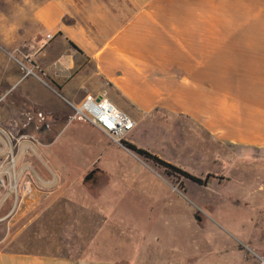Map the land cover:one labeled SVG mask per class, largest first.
Segmentation results:
<instances>
[{
    "label": "crops",
    "instance_id": "1",
    "mask_svg": "<svg viewBox=\"0 0 264 264\" xmlns=\"http://www.w3.org/2000/svg\"><path fill=\"white\" fill-rule=\"evenodd\" d=\"M33 1L25 0L34 4V26L22 33L20 52L34 74L7 69L6 76L20 73L8 81L20 91L7 111L0 110V127H32L54 169L34 172L38 190L24 205L11 210L10 198L3 205L11 214L0 221V264H128L91 254L80 227L54 224L53 217L43 223L37 213L60 202L85 214V198L94 193L85 194V182L83 188H63V182L85 181L91 172L119 178L123 152H132L76 117L73 106L107 97L134 120L124 141L137 148L162 123L188 118L214 139L264 150V0ZM25 12L20 8L19 20ZM39 157L35 163H44ZM100 194L114 196L113 203L96 202L100 211L120 206L122 190ZM29 209L37 211L34 217L19 221ZM43 235L49 239L45 249ZM23 240L33 247L24 248ZM157 253L131 261L170 263ZM173 264L181 263L177 258ZM205 264L249 263L237 251Z\"/></svg>",
    "mask_w": 264,
    "mask_h": 264
},
{
    "label": "rangeland",
    "instance_id": "2",
    "mask_svg": "<svg viewBox=\"0 0 264 264\" xmlns=\"http://www.w3.org/2000/svg\"><path fill=\"white\" fill-rule=\"evenodd\" d=\"M33 7V3L25 0H0V96L8 90L4 101L3 98L0 101L2 111L8 110L6 106L15 101L20 91L18 84L9 87L8 83L20 73L6 76L7 69L26 74V69H30L20 47L22 33L34 26ZM20 8L25 9L26 19H18ZM168 121L160 125L161 130L149 132L144 145L139 147L194 176L204 178L211 174L206 184L169 174L152 161L123 150L126 159L119 178L106 171L104 175L96 173L92 181L70 179L61 185L83 188L85 182V194L94 193L85 198V214L76 210L74 204L69 209L59 202L54 210L44 207L36 211L42 214L43 223L49 222L50 217L54 218V224L72 222L85 235L86 251L105 258L118 257L128 264H135L131 261L135 255L145 257L147 252L160 255L163 252L167 256L163 261L169 264L177 258L181 264H205L214 258L236 256L237 251L243 253L249 264H264L263 148L214 139L188 118ZM0 129L13 143L22 135L34 138L29 150L13 146L17 170L54 169L42 156L41 142L32 127L19 131ZM140 133L139 129L134 131L136 135ZM0 137L5 139L3 134ZM1 143L0 139V148ZM37 155L44 163H35ZM53 163L58 166L55 158ZM113 189L122 190L120 206L116 210L97 209L96 202L113 203V193L100 194ZM64 199L61 202L65 203ZM49 202L51 197L44 205L48 206ZM36 212L29 209L20 215L19 221L32 219ZM4 213L5 206L0 210L1 215ZM3 225L0 236L4 233ZM64 229L57 228L61 232ZM84 235L76 238L84 239ZM47 241L48 236L43 235L42 248H48ZM33 245L26 240L22 242L24 248Z\"/></svg>",
    "mask_w": 264,
    "mask_h": 264
},
{
    "label": "built area",
    "instance_id": "3",
    "mask_svg": "<svg viewBox=\"0 0 264 264\" xmlns=\"http://www.w3.org/2000/svg\"><path fill=\"white\" fill-rule=\"evenodd\" d=\"M49 39L50 36L48 35ZM27 74H34L33 69H26ZM75 116L86 121L103 131L112 141L122 145L125 136L134 129V120L116 108L107 97L87 98L80 105L73 106ZM0 134L5 136L0 148V207L7 199L11 200V210L16 206L24 205L38 190L37 179L34 171L29 168L17 170V156L14 147L20 145L24 150L31 149L33 137L20 136L13 143V139L2 129ZM125 147V146H124ZM11 210L0 221L11 214Z\"/></svg>",
    "mask_w": 264,
    "mask_h": 264
},
{
    "label": "trees",
    "instance_id": "4",
    "mask_svg": "<svg viewBox=\"0 0 264 264\" xmlns=\"http://www.w3.org/2000/svg\"><path fill=\"white\" fill-rule=\"evenodd\" d=\"M122 144L129 149L130 151L136 153L137 155H139L140 157H143L147 160L152 161L153 163L159 165L160 167H162L167 173L172 174V175H180L183 177H186L188 179H191L192 181L199 183V184H206L209 179L212 177L211 174H207L204 178H200L197 176H194L190 173H188L185 170H182L168 162L163 161L162 159L158 158L156 155L151 154L150 152H148L145 149L142 148H137L136 146H134L133 144L126 142L124 140H122Z\"/></svg>",
    "mask_w": 264,
    "mask_h": 264
},
{
    "label": "flooded vegetation",
    "instance_id": "5",
    "mask_svg": "<svg viewBox=\"0 0 264 264\" xmlns=\"http://www.w3.org/2000/svg\"><path fill=\"white\" fill-rule=\"evenodd\" d=\"M92 176H91V178L89 179V181H92L93 179H94V177H95V172H91L90 173ZM89 175V174H88ZM86 180V179H85Z\"/></svg>",
    "mask_w": 264,
    "mask_h": 264
},
{
    "label": "water",
    "instance_id": "6",
    "mask_svg": "<svg viewBox=\"0 0 264 264\" xmlns=\"http://www.w3.org/2000/svg\"><path fill=\"white\" fill-rule=\"evenodd\" d=\"M91 176H92V175L89 174V175H87V176L85 177V179H86V180H89V179L91 178ZM190 180H191V179H190ZM191 181H192V180H191ZM193 182H194V181H193Z\"/></svg>",
    "mask_w": 264,
    "mask_h": 264
},
{
    "label": "bare ground",
    "instance_id": "7",
    "mask_svg": "<svg viewBox=\"0 0 264 264\" xmlns=\"http://www.w3.org/2000/svg\"><path fill=\"white\" fill-rule=\"evenodd\" d=\"M264 262V261H263Z\"/></svg>",
    "mask_w": 264,
    "mask_h": 264
}]
</instances>
